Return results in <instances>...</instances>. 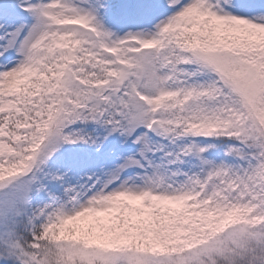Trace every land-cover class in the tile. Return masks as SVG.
<instances>
[{"label":"snow or ice","instance_id":"1","mask_svg":"<svg viewBox=\"0 0 264 264\" xmlns=\"http://www.w3.org/2000/svg\"><path fill=\"white\" fill-rule=\"evenodd\" d=\"M0 264H264V0H0Z\"/></svg>","mask_w":264,"mask_h":264}]
</instances>
